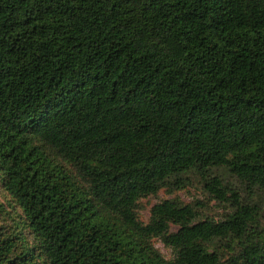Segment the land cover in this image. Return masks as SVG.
<instances>
[{"label":"trees","instance_id":"obj_1","mask_svg":"<svg viewBox=\"0 0 264 264\" xmlns=\"http://www.w3.org/2000/svg\"><path fill=\"white\" fill-rule=\"evenodd\" d=\"M260 197L264 0H0V264H264Z\"/></svg>","mask_w":264,"mask_h":264},{"label":"rangeland","instance_id":"obj_2","mask_svg":"<svg viewBox=\"0 0 264 264\" xmlns=\"http://www.w3.org/2000/svg\"><path fill=\"white\" fill-rule=\"evenodd\" d=\"M225 177L227 178L228 176ZM231 182L239 189V191H243V188L240 187V185L236 183V181L232 180ZM169 192L170 191L162 190L158 196L156 197L151 196L141 201L140 220L143 223L145 224L148 223L150 218V211L153 206L163 201L172 200L175 198H179L185 204H193L195 202L204 203L206 209L203 212L205 215H208L210 218L219 219L223 216L225 212L224 208L221 205H219L217 201L211 199V197L207 195V193L204 190L203 181L200 178L197 177L191 178L185 189L181 191H177V192L175 191L174 193H169ZM255 204H257V206L259 207V209L263 214V226H264V197H260L258 199L255 198ZM176 230L177 228L173 227V231ZM154 245L166 259H172L173 255L171 251L168 248H166L162 242L156 240L154 241Z\"/></svg>","mask_w":264,"mask_h":264}]
</instances>
